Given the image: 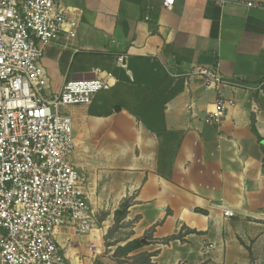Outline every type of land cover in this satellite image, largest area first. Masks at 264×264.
I'll return each mask as SVG.
<instances>
[{"label": "crops", "instance_id": "obj_1", "mask_svg": "<svg viewBox=\"0 0 264 264\" xmlns=\"http://www.w3.org/2000/svg\"><path fill=\"white\" fill-rule=\"evenodd\" d=\"M56 2L77 35L42 46L44 93L96 68L117 79L91 103L63 109L96 211L90 233H57L70 264H118L114 251L134 239L145 241L129 257L157 252L153 264H264V0ZM217 63L234 105L208 124L218 93L197 72ZM184 227L198 232L163 242Z\"/></svg>", "mask_w": 264, "mask_h": 264}, {"label": "built area", "instance_id": "obj_2", "mask_svg": "<svg viewBox=\"0 0 264 264\" xmlns=\"http://www.w3.org/2000/svg\"><path fill=\"white\" fill-rule=\"evenodd\" d=\"M174 1L163 0V6L171 8ZM77 27L56 0H0V264H70L58 231L87 234L96 225L71 158L77 147L73 118L63 109L91 103L117 79L96 68L94 78L68 80L47 96L49 79L41 63L42 46L62 31L76 36ZM119 62L126 66L124 56ZM219 66L197 72L218 93L216 109L205 117L208 124L222 123L234 105L222 92L228 81ZM222 208L234 216L231 208Z\"/></svg>", "mask_w": 264, "mask_h": 264}, {"label": "trees", "instance_id": "obj_3", "mask_svg": "<svg viewBox=\"0 0 264 264\" xmlns=\"http://www.w3.org/2000/svg\"><path fill=\"white\" fill-rule=\"evenodd\" d=\"M253 129L256 131V128H255V124H254V119H253ZM257 132V131H256ZM258 135V139L260 141H263V138L260 136L259 133H257ZM262 147H263V150H264V143L262 144ZM131 204V201L130 200H126L124 203H123V210L121 209H117L116 212H115V219H119L120 217H124L127 213V210L129 208ZM198 231L194 230V229H190V228H182V230L180 231V233L178 234H175V235H172L168 238H165L164 239V243H168L170 240L172 239H180V240H183L184 239V236L186 234H189V233H197ZM143 241L141 239H134L130 242H128L127 244H125L124 246H118L116 248V250L114 251L113 253V258L116 259V263H124V262H129L130 260H135L137 261L138 259H141L143 262L142 264H153L151 262V257L156 255L157 252H154V253H141L139 255H136V256H133V257H129V254L131 252H133L134 250L140 248L141 246H143Z\"/></svg>", "mask_w": 264, "mask_h": 264}, {"label": "rangeland", "instance_id": "obj_4", "mask_svg": "<svg viewBox=\"0 0 264 264\" xmlns=\"http://www.w3.org/2000/svg\"><path fill=\"white\" fill-rule=\"evenodd\" d=\"M132 151L136 153V150H135V149L132 150ZM119 235H121V234L119 233ZM142 262H143V261H142L141 259H138V260H137V263H139V264H142Z\"/></svg>", "mask_w": 264, "mask_h": 264}, {"label": "water", "instance_id": "obj_5", "mask_svg": "<svg viewBox=\"0 0 264 264\" xmlns=\"http://www.w3.org/2000/svg\"><path fill=\"white\" fill-rule=\"evenodd\" d=\"M142 241H145V239H143Z\"/></svg>", "mask_w": 264, "mask_h": 264}]
</instances>
